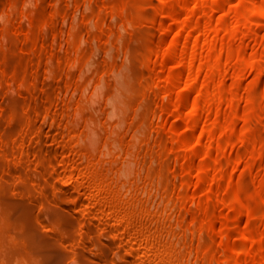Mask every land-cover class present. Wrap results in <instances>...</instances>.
Instances as JSON below:
<instances>
[{"label": "bare ground", "instance_id": "obj_1", "mask_svg": "<svg viewBox=\"0 0 264 264\" xmlns=\"http://www.w3.org/2000/svg\"><path fill=\"white\" fill-rule=\"evenodd\" d=\"M51 1L54 0H38V3H36L37 4L36 7L32 5L35 7L32 8V10L30 9L31 8L30 6L29 9L31 10V12L29 9H27V12L29 11L27 24L23 20H21L14 24L7 22L5 23V25L3 24L2 27H0V33L3 34H6L11 30H14L13 32L14 34L11 35L9 34L10 40L19 39L21 33H23L24 31L26 33L27 38H25L24 41L22 40L19 43V49H25V50L27 49L29 51L28 55L22 53L17 57L14 56L16 55L15 54L16 48H13L11 46H6L2 51H0V57L2 59V64H0V71L6 72L5 74H7L9 70L11 71L14 70V74H13L14 77L11 76V79L12 78L13 79L10 84L14 82L25 83V88L22 91V101L28 105L24 111L19 110L16 106L18 99L8 98L7 95L5 94L4 89L0 90V101L1 103L5 102V105L1 104L0 106V202L3 203V206L0 208V220H1L0 238H2V235L5 236L10 232H16V234L18 232V234H21V236L19 235L18 238L19 237L21 238L23 236L22 240L19 241L20 239L19 240L17 239L16 240L17 243H16L15 239L17 236L16 237L12 236L14 233H12V235H10L11 234L10 233L9 234L10 235L9 237L11 238L9 239L10 241L7 239V237L6 238L3 237L5 240H8L9 242H6L5 244L3 240L0 241V246H2L1 243L3 245H8V246H3L0 249L6 248L7 250L6 249L5 250L7 251V253H9L10 251L16 252V250L18 252L23 251L22 253H19V255L26 254V259H28L29 263L31 262L30 264H33L32 260L34 259L33 257L31 258V256L37 257L40 255H44V256L49 255V256L47 257V260L41 262L39 261L37 262L38 259L36 260L35 258L34 264H52V263L64 264L63 262L66 259L62 255L63 253L65 257L67 255L66 253H68L67 252L68 250L74 252L76 251L77 254L84 255L88 245L91 243L90 236L92 235V233L95 234L92 240L96 243H99L101 241L102 234H105L103 232L110 231L113 232L112 235H114L115 243L118 245L117 248L120 251L124 250L123 252L121 251L122 255L120 260L117 261V264H173L174 262L177 263L180 257L184 256L191 250L177 251V249L175 248L171 249V247H173L171 246V242L169 240L168 241L165 240L163 238L164 235L162 236V233H164L163 232L164 227H162L163 225L157 221L156 217L158 218V216H156V211L154 213L153 211L150 210H148V212H142V210H140L141 211L140 212L137 209L138 210L137 211L136 206L138 205V199L136 198V190L133 191L131 195L128 197L121 196L119 192H117V187L119 186V183L116 181L114 183H110L106 180L108 167L105 165L96 166L95 155L92 153L88 154L87 156L82 155V153L85 154V152L88 150L89 147L87 144H80L77 141V139L72 136L77 130H79L78 125L70 123L69 121H67V123L65 124L61 122L63 120H66V117L69 114V110L71 106L70 98L65 97L62 100L59 99L56 100L53 97L54 93H56V90L59 89L62 90L63 86H65L66 89H68V91L69 88L73 87V85L75 86L77 85V87L75 88L77 91L79 89L78 86L80 88L83 87L82 84H84L85 81H87L88 78L86 79V77L88 74H90L89 72L86 73L87 75L85 74L83 75V73H85L83 72V70L85 71L86 66H88L86 64L87 61L90 60V57L88 59V56L91 55V50L94 51L95 49L93 48L94 46L98 47V44L96 45L98 41L100 47H105L108 44L109 37L117 33L116 28L113 25L109 24L108 22L110 18L116 17L117 14L120 16L122 12H126L121 15L123 16V19L127 22L130 23L132 22L134 24L132 30L129 32L128 36L124 40L125 43L123 45V48H125V46L126 48L127 46L129 48V46L131 45L130 44L131 39L132 40L137 39L138 41H142L146 38V41L142 43H138L137 45L132 44L133 47L130 46L131 47L130 49H132L133 51L136 50L135 54L136 52H138L136 55H142L147 50L151 51L148 52L150 54L153 51H155L156 53H158L157 51H159L158 54H160V49L158 48L160 46L159 45L157 46L156 45L157 42L155 41L156 33H158V31H155L156 29L149 28L148 25L146 26L145 24L142 25L141 19L143 20L144 17L143 18L141 17L142 15H145V12L144 10L142 11V9L140 8L141 1L139 0H120V3H118L116 7L117 9L115 8L111 10H106L103 13H101L100 9H98L100 11L98 12V14L101 13L97 15L98 17L94 15L91 16L92 14H96L95 6L97 5H95V1H96L95 0L93 1L94 4L90 6L88 5V7L91 8L90 11H88L89 13H86L87 12L86 9H85L86 12L83 10L85 12L84 15L86 14L85 16H87V18L85 19L86 21H88V17L90 16L93 22L96 21L97 24L100 23L102 27L98 29L97 27H93L96 28V30H92L93 28H91L90 26L91 30L89 31L91 32L90 35L88 36V39L91 41V43L86 42L89 41L88 39H85L87 38V36H85L84 39L81 38L82 40H84V42H86L83 43L82 40H80V37H78L76 34V32L81 29L82 27L81 25L78 24V28L75 29L77 26L74 28L76 32H74L75 30L73 29V27L71 29H68L69 32H67V28L65 29L66 30L65 31L62 30L63 26L62 25L60 26V20L67 15V11H68L67 9H65L64 3L60 4L61 3L60 2L59 7H57L58 5L55 7L56 8L55 11L54 8L50 6L51 9H53V11L51 10L52 14L49 13L50 15H47L48 14L47 12H50L49 10L50 8L49 6L46 7V3H50ZM74 1L76 3H79L81 0H74ZM151 1L153 0H147V2H151ZM170 1L171 0H162V5L158 8L159 15L161 11L164 12L166 10L165 12L168 13V16L174 19L173 20L174 27H173V22L169 23L172 26L166 24V22L163 23L164 25H162L164 28V34L166 35L169 45H168V50L165 52V54L162 53V51L161 53L164 54L165 60L172 59L177 63V66L180 67V69L183 71V76L182 78L179 79L177 77L176 72H171L168 79V84H167L168 86L166 85L167 87H165L161 84L160 86H156L157 85L156 84L154 91H157L156 93L160 91L159 93H161L162 87L163 88L165 87L167 91L172 93L175 89H178L177 87H180V83L182 81L183 82L185 81L184 88H182L183 91L182 99H184V103L185 101L187 102V99H189L193 94H196V97L194 95L195 98L194 111L192 112L191 117L187 116L188 119L187 117H185V119H187V124H188L187 128L191 130L193 133L196 132L195 134H197V131L200 130V134L196 136L194 134V139L192 141L193 143L191 144L188 140H187L188 142H186V139H188L186 138L187 136L184 133H183L184 136H182L181 135L182 133H180L179 134L181 135L180 137L184 138L186 136L184 138L186 143H184L185 145L183 144V146H181L180 142L179 143L177 142V146L178 144H180V148L186 146L185 149L186 148L194 149L192 152L195 153V151H197L198 154L199 152L198 150L200 149V148L198 149V147L204 145L203 152H204L205 160L203 159L202 160L203 162L200 161L203 164L202 166L204 168L202 166L197 167L198 165L196 166L197 168H195V165H193L195 160L193 161V158L195 159V156L197 154L195 153V155L193 154L194 155L193 156L191 149H190V153L188 150L187 152L185 150V155H186V157H184L185 165L183 163V165L181 166L185 167L187 177L191 178L190 182H187L189 186L182 193L183 202L181 201L182 203L181 207L182 205H185L184 207H186L187 204L191 201V199L194 198L193 197L194 192L191 193L192 196L190 194L191 191L190 185L191 184L194 185V183L196 182V180H194L195 182H193L192 179L193 174L197 173V171L195 172L196 169L199 168L201 169V167L202 169H204V170L201 169L203 172L200 171L202 175L200 177V181L198 182L206 183L209 182L210 179L212 181V175L221 166H224L223 164L225 160H227L228 164H230L231 161L237 159V162L233 161L234 163L236 162V165H232V167L233 166L236 167L240 164L239 163L240 157L242 156L240 148L235 150L234 153L231 152V154L225 157V160L222 157H219L220 155H218L220 151L223 152V150H225L227 144H231L233 142V141L230 142L233 138L239 137L241 141L247 143L248 139L254 137L253 138L254 141L251 139L254 142V148L253 146H251V149L253 148L254 150L252 151L254 152L252 153L251 151L250 154L257 155L258 159L255 160L256 161L258 160L259 164L257 163L258 162L257 161L256 163L258 165L256 167V170L258 171L261 168V165L264 164L263 162L264 136L260 132L261 130L259 128V125H254L249 130L248 133L246 132L247 134L245 133V131H244L245 134L243 132L241 133L242 135L238 133L239 131L238 124L239 122H241L240 120H244L246 124H251V122L254 123V120L256 121L257 118L264 117V99H263V103L261 102L262 103L260 105L261 108L260 107H259L260 109L257 108V111L255 113L252 112H253L254 104H257V102L254 103L253 101L249 103L250 110L247 108L248 112H246L247 110L245 111L244 109H242L245 111L244 112L240 109L241 107L239 103L241 102L240 99L243 97L239 96V93L242 90V92L244 93V94L242 93L243 95L241 94L242 96H244L245 93L247 92L248 94H250V91L252 90L253 88L252 86L254 84L253 85L252 83L248 84L249 85L248 87H246L247 85H245L244 87H242L239 93L236 94V96L230 94L231 87H229L230 80L234 76L233 73L234 71L232 70V68L233 66H235L233 64L235 63L234 59L236 53H239L240 54L239 56H242L241 58L243 60L242 63L243 67H241V71L243 72L242 69L246 67L250 68L251 64L253 66V63L256 60L255 56L258 49V47L255 46L256 48H252V49L253 50L255 49L256 51L252 52V50H250L249 52L248 51L249 47L247 46L248 47L247 49V47L243 44L244 41L242 42V45L241 44L235 45L234 40L238 39L237 36L239 34L237 28H239L240 26H245V28L240 27V28H244L241 34H244L243 36L244 38L253 37L252 40L255 43L254 45H259L260 42L264 44L263 43L264 40L262 42L258 39V37L262 35V33H259V30L262 27H264V0L253 1L252 3L254 6L249 5L248 4L249 2H246L247 0H240V1L237 0L239 1L238 3L235 0L234 2L235 7L233 8V6L230 5L228 9H227V5H228L227 3L230 2L229 0H175L176 3L173 4L172 6ZM192 1H196L195 6L191 5ZM106 2L107 4H110L108 3V1ZM106 2H104L105 5ZM52 3L54 4V2ZM104 4H102V6ZM76 5L77 8L78 6L80 8L79 4ZM102 6H100L101 9L107 8L105 6L104 7ZM251 6H253L254 8ZM249 7L255 10L253 11L252 9L251 11ZM94 17L95 18L97 17V20H93ZM43 19H45L48 28L42 32L36 29V25L38 22H41ZM232 19H235L234 21L236 23L235 26L232 25L234 23L231 22ZM138 20H140L139 22L141 23H138ZM96 23H92V25ZM101 23H105V26H103V24ZM175 26H177V32L173 34L171 31V27L173 30V28L175 29ZM87 27H89L88 24ZM60 30H62L63 33L64 31L67 33H72L73 36H71L70 38L74 37L75 34L76 36L72 38L71 41H69L70 39L66 41L67 40L66 38L69 37H65L66 40L63 39L61 40V42L62 41L64 43L66 42V46L64 45V47H62L61 49H57L56 48L57 41H55V39L60 33L59 32ZM220 32H223L224 37L228 39L227 43L226 40H224L226 44H219L218 34ZM239 32H241V30ZM204 33L207 34V37L204 36ZM231 36L235 38V39L233 38V41H231L232 39L230 40ZM221 37L222 36L219 37V40L220 42L223 43V41L221 40L225 38L224 37L221 38ZM91 39H93L94 42ZM96 39H98L97 42H95ZM80 41L83 43V45L79 44ZM78 44L79 46H77ZM55 56L58 57L59 59L57 61V63L59 62V64H56V62H54L57 66H54L55 68H53L54 71L52 73V75L55 76L56 79L55 77L52 76V78H50V81H47L48 79L45 80L41 78L40 71H42L41 69L46 66L47 69L48 68L50 69L51 66L53 67L54 65L53 61H49V62L47 61H48V57H55ZM12 57L14 58L12 59ZM155 57L156 58H153L152 55L153 61L152 62L149 61L150 65L148 67L149 69L148 71L150 73L149 74L150 76L149 75L147 76L150 78L153 84L156 83L157 79L160 80L161 77L160 76L161 74L158 75L159 70H157L158 66L156 64V61L158 62L159 58H157V56ZM136 58L137 57H135V60L137 61ZM70 59H73L72 61L74 64H72V62L69 63ZM263 59H264V51H263ZM63 60L65 61V63L67 62V60L69 61L67 63L68 65L70 64V66L66 64L69 68H71V65H74V67L72 66L73 68L69 70L67 69L63 70L65 66V65L62 66L63 64H65ZM28 61H32L31 62L32 65L29 62L30 66L27 64L26 65L27 67L25 68L24 64L28 63ZM96 63L103 67L106 65L111 66L114 65L115 60L112 57L110 59L98 60ZM132 63L130 64L131 67H132ZM259 63L262 64V61H260ZM135 65L137 67V64ZM135 65H133L134 69L131 68V70H134L136 73L135 74L133 72L134 74L133 77L135 78V75H137L136 78L137 77L139 79L145 78L146 76L144 74V71L143 70L141 71L140 69L136 70V67H134ZM100 66L98 67V69L100 68ZM234 69H236L235 71H237L238 68H234ZM262 70L263 69L257 70V74L260 75V72ZM238 71L239 73H235V74L237 78H239L238 80L241 82L242 81L241 76H244L245 74L244 78H246V73L243 72V74L241 75L240 74L241 71L240 70ZM79 73L80 74L82 73L81 74L82 77L85 78L84 82H83L84 78L82 81H80L81 78H79L80 77ZM8 74L11 75L12 73L9 72ZM57 76L62 77L61 79H63V84L61 79H58L60 77L57 78ZM147 77L146 80L148 79ZM40 78L45 81L41 80ZM11 79L8 80L11 81ZM92 80H94L93 77ZM218 80L219 82L221 80L220 85L217 84ZM243 84L244 83H242V85ZM39 85H41V89L36 90V86ZM135 85L138 86V83H135ZM135 85L133 86V89L136 88ZM181 87L183 86L181 85ZM76 90L73 91L76 92ZM162 91L164 92V90ZM134 93H135L133 97L134 101H138L142 97H146L147 95L146 92L142 90H137V92L134 91ZM84 101L85 100H81L79 102V105L84 104ZM42 102H44L43 105L41 104ZM181 103L182 102H179L178 106L179 105L182 106ZM228 107L236 108L234 119H230V116L228 117L229 115L227 113L229 111ZM147 108L148 106H146V111ZM146 111H144L141 115L137 117L138 122L142 121L144 117H146L147 114ZM79 112H80L79 114L81 115L86 114V111L84 110L82 111L79 110ZM214 112L217 113L216 114L218 116L216 117L217 120L212 117L213 114L215 115ZM8 113L13 114L10 115L14 117V120L10 121L13 122L10 123V125L7 124L9 121L6 122L7 120H5L6 119L5 114L7 115ZM179 113L180 111H178V115L180 116L181 114ZM40 115H44V116L51 115L55 121L58 120L61 122L60 125L58 123L57 126L55 124V126L51 127L50 133H48L49 130L47 131V136L51 137V142L52 141L56 142L59 136L63 137L64 135H68V137L70 136V138L67 137L68 138L67 140L60 141L58 144H54L52 142L51 144L52 148H50L48 144L45 145L42 144V140H43V135L41 132L42 124L39 123L38 121L39 120L38 117ZM180 117H182V115ZM163 118L165 119V117ZM165 121L162 119V126H161L162 128L166 127ZM258 123L256 122V124ZM163 133L161 134V132H159L158 134H156L157 135L156 139L154 138L156 142L157 141L161 142L164 139L163 136L165 137L166 134ZM14 134L17 135L13 137L12 135ZM179 135L177 138H175L176 141H179L180 139ZM218 136H221L222 138L226 137V141L223 142V140H221L218 143L217 140ZM222 138H218V139L220 140ZM257 141L258 142L262 141L263 144H259L257 143ZM182 142H184L183 139ZM174 144L176 143L172 142L171 145L175 146ZM173 150L174 149H172V152ZM178 151L182 152L184 151V149H182L181 151L179 149ZM146 152L154 156L155 155L159 156L160 159L161 157L165 158L168 156L166 153H164L165 152L164 149L162 150L161 147L153 148L152 145L150 144H147ZM174 152L176 154L175 156H177L178 153L176 152V150H174ZM11 159H13L14 161H12ZM177 166L179 167V164ZM177 166H175L176 172L182 168L180 166L178 170ZM230 167L228 169H230ZM234 167H233V173L234 171H236L234 170L235 169ZM82 170L84 173L80 175L81 173L80 171ZM261 171L259 172V174L261 173ZM32 172H33V176H31ZM76 172H80L78 173V176ZM151 172L153 176H157L159 178L160 182L162 183L161 185L164 188H170L173 186L175 187L178 185L177 183H179L176 179L168 180L172 172L171 173L169 172L170 174H168V172L166 173L162 172V164L159 165V168L157 167L153 168ZM200 172H198L199 175ZM233 173L231 174V171L227 170V172L222 175L219 181L217 180L216 183H214L216 184V187L214 186V188H211L213 185L210 186L209 188L210 190L208 189L209 192H207L209 200H207L208 203L204 207H201V209L203 210L202 212L194 211V213L192 212L193 213L192 215L190 214V216L192 217L188 216L187 213H186L187 215L185 213H182L181 216L183 217L181 218V220L185 221L184 219L189 217L191 218L192 221H194V223H196L198 220L199 223H204V220L207 218L205 219L202 218L203 215L205 213L208 214L209 208H211L213 204H216L214 200L215 199L214 196L222 194L221 197L219 195V198L221 199V201L224 200L223 197L225 195H223V193L218 194V191L220 190V188H222V186L223 187L226 186L224 184H226L228 180H231ZM53 175L58 176L57 177L58 179H56L57 181L53 179H52L53 181H50ZM16 176L19 177L18 181L15 178ZM254 176H255V180L258 182V187H256L255 189L256 192L254 193L255 194L254 197H259V196L264 197V178H262V175L259 176L262 178L263 182H261V179L258 178V174ZM49 184L51 185L49 186ZM70 184H74V185L76 184L75 185L76 187L70 189L69 186ZM32 185H38V187L36 186L38 188L37 190L39 189L40 190L39 191L36 190V192L38 193H33L32 195H30V199H29L30 201H25L28 204H26V207H22V202L23 199L25 198L24 193L28 192V190L31 188ZM197 185H194V187H197ZM247 187L248 185L245 176H242L234 186L233 197L231 199L232 203L230 204V206L233 204L232 205L234 206L233 208L236 209V212L234 211L235 215L234 216L232 215V217L236 218L238 223L243 222L242 220L244 217L243 215L248 210L247 208L248 205L246 206L244 202V195H245L244 191L246 190L247 192L248 190L246 189ZM84 189H87L90 195L88 194V196H85L84 192L86 190ZM30 191L32 190L30 189ZM216 198H218V196ZM38 201L39 203L41 202L42 203L44 202L46 204L49 203L50 206L49 208H46L44 211H40L36 213L34 217L36 216L38 220L40 219L42 221L47 220L46 221L47 223L46 222L45 223L48 225H49L48 221L54 222L56 223L55 225H57V228L55 229L52 228L53 229L52 231L47 230L44 232V235L46 233L48 234L52 233V235L55 236L53 238V241L50 243V245L48 243H47L48 245H46V243H42L44 240V239L42 240V238H44V235L40 239L42 242L41 241L35 242L34 240H33L34 242H32L33 234L31 235L32 230L30 229V227L32 226V223L35 222L36 218H33L31 216L29 204ZM224 202L226 201L224 200ZM200 204H202L201 200H200ZM260 204L258 205L260 206ZM227 208L228 207H226V209ZM245 208L247 209L246 211ZM181 209L183 211V208ZM71 210H77L82 215L81 217H79L78 227L76 226L77 228L73 230L71 225L72 222L73 224L75 222L74 220L72 221L73 214L71 215L70 213ZM223 210H225V208L221 210L222 212L218 214L219 216L217 215V217L210 219L208 222V228H210V231L212 233H209L210 235L208 236H204L205 238L203 237L205 240H202L203 242H201L199 247V249L202 248L201 250H203V254L200 253L199 254L200 257H198L200 261H202V263L198 262V260L197 263L211 264L213 258L220 256L225 252H229L225 250L226 245L224 243L222 244H224L225 246L223 245L220 246L219 244L218 247L214 248L211 245V247H213L212 249L207 248L208 246L210 247V243H212L213 241L216 242V239L218 240L217 237H219L220 234L231 236V232L228 231L226 223H224V225H222L221 227L218 226L219 218L220 221H222L223 219V217L220 216L224 214L223 216L226 218L229 215L228 213H224L226 211ZM73 213L74 215L75 214L78 215V213L75 212ZM201 218L204 219L203 221L201 220L202 222L200 221ZM225 218H224V222L227 221ZM228 218H230V215L228 216ZM32 219L35 220L33 221ZM262 220H264V218ZM2 221L4 222L2 223ZM110 224L113 225L116 224V227L112 231L110 229L111 227L110 228L108 227L110 226ZM51 225L52 224H50L49 226ZM53 227L56 226H54L53 224ZM261 227L263 228V226ZM31 228H33V226ZM199 228H202V226H200ZM96 230L99 232V234L97 233V235L95 233ZM194 235L196 236V234ZM246 235L247 234H244L242 236V239L243 238L247 239L248 236ZM45 236L47 237L49 235L46 234ZM195 236L189 238L190 240L187 239V241L192 242V239L194 240ZM13 237L15 238L12 240ZM68 239L69 240L71 239L72 241L71 245L67 244L68 242L67 243L65 242L66 240L68 241ZM257 241L261 244V246L255 253V256H257V261L259 262V264H264V256H262L261 254L264 249V229L260 233ZM64 243L67 244L68 246L67 248L63 247ZM41 244L43 246H41ZM232 244L233 243H230L228 245H232ZM44 245L47 247H45ZM104 247L105 246L102 245L100 249ZM232 247L229 246L228 248L230 249L228 250H232L233 249ZM104 249L100 252L98 250V253L97 252L95 253L94 262L99 263L107 256L108 253ZM224 250L225 252L222 253V251ZM27 253L29 254L27 255ZM250 254H251L250 251L244 247L238 256V260H237L238 263L236 264H245ZM28 256H30V258H28ZM24 258L20 260L21 261L20 263H22ZM227 258L228 259L225 260L224 264H232V258L231 257H227ZM62 259H64V261H62ZM181 263L182 261L180 262V264Z\"/></svg>", "mask_w": 264, "mask_h": 264}, {"label": "rangeland", "instance_id": "obj_2", "mask_svg": "<svg viewBox=\"0 0 264 264\" xmlns=\"http://www.w3.org/2000/svg\"><path fill=\"white\" fill-rule=\"evenodd\" d=\"M83 1H85V2H83ZM83 1L81 0L79 3H76L74 0H54V1H51L50 3H46V7L49 6V8H50L49 9L50 12H47L48 13L47 15L52 14L51 10L53 11V9H51L50 6H52V8H54V11H55V9H56L55 7L57 5H58L57 7H59L60 4L64 3L65 9H67L68 11H67V15L63 19L60 20V26L61 25L63 26L62 30H65L67 28V32H69L68 29H71L72 27L74 29L76 26L77 27L75 29H77L78 24L81 25L82 26L81 29L78 30L77 32L74 29L75 30L74 32H76L77 36L80 37V40L84 39L85 36H87V38H85V39H88V36L90 35V32H91L89 30H91V28L97 27V29H98V28L102 27V25H100V23L97 24L96 21L93 22L92 18L90 16H89L90 18L88 17V21H86V19H85V18H87V16H85L86 14L84 15V13L86 11H87L86 13H89L88 11H90V9H91L88 7V5L90 6V5L94 4L93 1H95V0H83ZM103 1L104 2L108 1V3H110V4H107V2H106V5H105ZM103 1L102 0H96L95 1V5H97V6H95L96 7L95 8L96 14H92L91 16H93V15L97 16V15L105 12L106 10L115 9L117 7L118 3H120V0H119V2H118V0H116V1H114V0L113 1L112 0H110V1L109 0H103ZM139 1H141V4H140L141 7L140 8L142 9V11L144 10V12H145V15H142V17H141V18L144 17V19H143L144 21L141 19L142 25L143 24H145V26L148 25L149 28L156 29L155 31H158V33H156V38H155L156 39L155 41L157 43L156 42L155 43L157 46L159 45L161 47V48L158 47L160 49V54H158L159 51H157L158 53L153 51L150 54L148 52H151V51L147 50L142 55H136L138 52H136V54H135L136 50L133 51L132 49H130L131 47H133V45H135V44L137 45L138 43H142V42L146 41V38L142 41H138L137 39H133V40L131 39L132 40V41L130 40V42H131L130 46L131 47L129 46V48H128V46H127V48H126V46H125V48H123V45L125 43L124 40L128 36L129 32L132 30L134 24L132 22L131 23L127 22L123 19V16H121V15L126 13V12H122L120 14V16L117 14L116 17L110 18L108 20V22H109V24L113 25L116 28L117 33L114 35H111L109 37L108 44L105 47H100L99 41H98V43H96V45L98 44L99 48L94 46L93 47V48H95L94 51L91 50V55L88 56V59L90 57V60H89L90 63H89V61H87L86 65H88V66L85 65L86 66L85 71L83 70V72H85V73L82 72L83 75L84 74L87 75L86 73L90 72V74H88L89 77H88V75L86 77V79L88 78L87 81H85V78L82 77V75H81L82 73L81 74L79 73L80 77L78 75V77L81 78L80 81H82L84 78L83 82L85 81V83L82 84L83 87L80 88L78 86L79 89L77 91L75 89L77 87V85L76 86L73 85V87L69 88V91H68V89H66V87L63 86L62 90L61 89H59L60 91L56 90V93H54V95H53L54 99H56V100H58V99L62 100L65 97L70 98V102H71L70 105L71 106H70L69 114L66 117V120H63L61 122H63V124H65V123H67V121H69L70 123L78 125L79 130H77L75 133L73 132L74 134L72 133L73 134L72 136L75 137L80 144H87L89 147L88 150L85 152V154L82 153V155L87 156L88 154L92 153L95 155V165L96 166H102V165L104 166L105 165L108 167L106 180L110 183H114L115 181L119 183V186L117 187V192H119V194L121 196L128 197L131 195V193L133 191L136 190V198L138 199V205L136 206V210L137 209L139 211L142 210V212H148V210H150V211H153V213L156 211V216H158V218L156 217V219L160 224L163 225V226L162 225H160V226L164 227V231H163L164 233H162V236L164 235L163 238L165 240H167V241L169 240L171 242V246H173V247H171V249L175 248V249H177V251L178 250L179 251H181V250L190 251L191 250L190 252H188L184 256L180 257V259H178L177 263L174 262L175 264H180L181 261L183 264H200V263H202V261H200V259L198 257H200V255H199L200 253L203 254V250H201L202 248L199 249V247H200L201 242H203L202 240H205L204 236H208V235H210L209 233H212L210 231V228H208V222L210 219L217 217V215L219 213H221L222 212L221 210L224 208H225V210H223V211H226L224 213H228L230 215V218H228V216H229L228 214H226V215H228L226 218L223 216L224 215L223 214L222 216H220V217H223V219L221 218L222 221H220V218L218 217L219 218L218 226L221 227L222 225H224V223H226L228 231L231 232V236L230 235L226 236L225 234H223V235L220 234L221 236L219 235V237H217L218 240L216 239V242L211 241L212 243H210V247L208 246L207 248L212 249L213 247L214 248L218 247L219 244H220V246L226 245L225 250H227L229 252H225V250L222 251V253L223 252H225V253H223L220 256L213 258L211 264H224L225 260L228 259L227 257L232 258V264L238 263V261H237L238 256L244 247L247 248V250H249L251 253L245 264H259V262L257 261V256H255V253L257 252V250L261 246V244L257 241V239H258L260 233L264 229V225H262V224H264V220H262L264 218V202H261V201H264V197L263 196L262 197L261 196L254 197L255 196L254 193L256 192L255 189H256V187H258V182L255 180L254 175L258 174V178L261 179V182H263L262 178H264V164H262L263 166L261 165V168L258 171L256 170V167L259 164V161L257 160L258 161L257 162L255 160V159H258L257 155H255V154L251 155L250 154L251 151L254 150L253 149L254 148V142H253L254 137H251L250 139H248L247 143L241 141L239 139V137L233 138L230 141V142H232V141L233 142L231 144H227V146H226L227 148L225 147V150H223V152L220 151L221 153L219 152L220 154L218 153V155H220L219 157H222L225 160V157H227L229 154H231V152L234 153L235 150L240 148L241 154H242V156L240 157V162H239L240 164L236 167L233 166L235 168L234 170H236V171H234V173H233L232 165H236L237 159L233 160V161H236L235 163L233 161H231L232 164L231 163L228 164V161L225 160L224 164H223L224 166H221L218 170H216L213 174L214 176L212 175V181L210 179L209 182H206V183H199L198 182V181H200V177L202 175L201 172H203L202 170H204V169H202L203 164L200 161H202L203 159L205 160L204 152H203L204 145L199 146L198 149L199 148L200 149L198 150L199 151L198 154H197V151H195V153L197 155L195 156V159L193 158V161L195 160L193 165H195V168L202 166L201 167L202 170L200 168L196 169L195 172L197 171V173L193 174V176L195 175L196 177L194 176V178H193V176H192L193 182H195L194 180H196L194 185H197L198 183L199 184L197 185V187H194V185H192V184L190 185V187H191L190 188V190H191L190 194L192 192H194L193 193L194 198H192L191 201L187 204L188 207L187 206L184 207L185 205H182V207H181V204H182L181 201L183 202L182 193L189 186L187 182H190V180H191V178L187 177L185 167H183L181 165H183V163L185 161L184 160V157H186L185 150H186V152L188 150L190 153L191 148L185 149L186 146H184L183 148L182 147L180 148V144H181V146H183V144L188 142V141L191 144L193 143L192 141L194 139V134L196 132L193 133L191 130H189L187 128V126H188V124H187L188 117L187 116L191 117L192 112L194 111V107H195L194 95L196 97V94H193L189 99H187V102L185 101V103H184V99H182V93H183L182 88H184L185 81L184 82L182 81L181 82L182 84L180 83V87H177L178 89H175L172 93L165 89V87L168 86L167 85L168 79H169L171 72H176L177 77L179 79L182 78V76H183V71L180 69V67L177 66V63L174 60H172V59L165 60L164 59V54L168 50L169 43H168V40L166 38V35L164 34V28L162 25H164L163 23H165V22H166V24L171 25L169 23L170 22L172 23L174 19H172L168 16V13L165 12L166 10L164 12L161 11L160 15L158 14V8L162 5V0H153L151 2H147V0H139ZM174 1L175 0L170 1L171 6L176 3V1L175 2ZM229 1L230 2L227 3L229 5V6L227 5V9L230 7V5L233 6V8H234L235 7V3H234L235 0H229ZM239 1L236 0L237 3ZM250 1L251 0H249V1L247 0L246 2H249L248 3L249 5H253L252 2L255 0H252L251 4H250ZM52 2H54V4ZM91 2H93V3H91ZM36 3H38V0H0V27H2L3 24L5 25V23H7V22L14 24V23H17L18 21H21V20H23L27 24L28 23V16H29L28 15L29 11L27 12V9H29L31 6L30 9L32 10V8L36 7V5H37ZM76 4H79L80 8H79V6L77 8ZM102 4H104V5L102 6ZM32 5H34L35 7ZM191 5L195 6L196 1H192ZM100 6H102V7L105 6L107 8L101 9ZM253 6H251V7H253ZM87 7H88V9H87ZM233 8H231V9H233ZM253 8H250V10L252 11ZM85 9H86V11H85ZM98 9H100V11H101V13H99V14H98V12H100V11ZM31 10H30V12H31ZM254 10L255 9H253V11ZM97 17L96 18L94 17L95 19L93 18V20H97ZM139 21L140 20H138V23H141ZM160 21L161 22L164 21V22H162V24H161ZM234 21H235V19H232L231 22L233 23ZM92 23H96L97 25L96 24L92 25ZM87 24L89 25V27H87ZM101 24H103V26H105V23H101ZM235 24L236 23L234 22L232 25L235 26ZM90 26H91V28H90ZM173 27H174V22H173ZM240 27L245 28V26H240ZM47 28H48V25L45 22V19H43L41 22H38L36 25V29L38 31L43 32ZM82 28H85V29H82ZM239 28H237L239 34L236 33V34H238V36H237L238 39L236 38L237 40H234L235 45L236 44L242 45V42L244 41L243 44L246 47L247 46L249 47V50H248L249 52H250V50H252V52L256 51L255 49L253 50L252 48L258 47V49H257V53L255 56L256 60L253 63V66L251 64L250 68L246 67V68H244L245 70L242 69L243 72L246 73V78H244L245 74H244V76H241V79L243 82L242 81L240 82L238 80L239 78H237V76L235 74V73H239L238 70L241 71V67H243V65H242L243 60L241 58L242 56H239L240 54L236 53L237 56L235 55V59H234L235 63L233 64L235 66H233V68H232V70L234 71L233 72L234 76L230 80L231 86L229 85V87H231L230 94L236 96V94L239 93V91L242 89V87H244L245 85H247L246 87H248L249 86L248 84H251V83H252V85L254 84L253 86L250 85L253 87L252 90L250 91V94H248V92H247V93H245L244 96H242L244 93L242 92V90L240 91L239 96H241L243 98L240 99L241 102L239 103V105L241 108L240 107L239 108L241 110L244 109L245 111L247 110V108L250 110L249 103L251 101H253L254 103L257 102V104H254L253 112H252V113H255L257 111V108H259L260 105L263 103V99H264V59H263L264 44H262L260 42L259 45H254L255 43L252 40L253 37L244 38L243 37L244 34H241L242 31L244 30V28H240V29ZM62 30L59 31L60 33L58 34L57 38L55 37L56 38L55 41H57V43H56L57 49H61L62 47H64V45L66 46V42L65 43L63 41L61 42V40L65 39V37H69V38H66L67 40L65 39L66 41H68L69 39H70L69 41H71V39L76 36V34H75L74 37L70 38L71 36H73L72 33H67V32H65L66 30L63 33ZM92 30H96V28H93ZM173 30L171 27V31L173 34L175 32H177V26H175V29L173 28ZM240 30H241V32H239ZM260 30H259V33H262V35L259 36L260 35L259 34L258 39L263 42V40H264V35H263L264 34V27H262ZM13 32H14V30H11L10 32H8L6 34L0 33V51H2L6 46H11L13 48H16V53H15L16 55H14L15 57H17L18 55H20L22 53L28 55L29 51L27 49L26 50L25 49H19V43L22 40L24 41L25 38H27L26 33L23 31V33H21L19 39L10 40L9 34L10 35L14 34ZM236 34H234V35H236ZM204 36L207 37V34L204 33ZM218 36L224 37V33L220 32L218 34ZM219 37H218L219 44H226L228 42L227 41L228 39H226L225 37H224L225 39L221 40V41H223V43L220 42ZM241 37H243V38H241ZM233 38L234 37L231 36L230 40L232 39L231 41H233ZM91 40L93 41V39H91ZM97 40L98 39H96L95 42H97ZM224 40H226V43L224 42ZM251 40L253 41V43ZM82 42L83 43H86V42L91 43L90 40L86 41V42H84V40H82ZM82 42L80 41L79 44L83 45ZM159 42H160V44H159ZM234 42H232V43H234ZM79 44L77 46H79ZM92 46H93V43H92ZM248 47H247V49H248ZM161 51L164 54H162ZM134 54H135V57H137L136 59H137L138 63L135 60ZM152 55H153V58H156L155 56H157V58H159L158 59L159 61L158 62L156 61V64L158 66L157 70H159L158 75L161 74L160 80L157 79L155 84H153V82L150 80V78L147 77L150 74L148 71L149 70L148 67L150 65L149 61L150 62L153 61ZM112 57L115 60L114 65H111V66L106 65L107 67L106 66L103 67V66H100L96 63L98 60L110 59ZM138 57H140V58H138ZM13 58L14 57H12V59ZM88 59H86V60H88ZM58 60L59 59L56 56L55 57H48L47 62L53 61V63L56 62V64H59V62L57 63ZM72 60L73 59H70L69 60L70 62L67 60V62H69V63L72 62V64H74ZM258 60L262 61V64H260L259 63L260 61H258ZM29 62L32 65V63H31L32 61H28V63L25 62L26 63V64H24L25 68L27 67L26 66L27 64L30 66ZM63 62L65 63L64 60H63ZM67 62L65 64L62 63L63 64L62 66H64V65L66 66V67L64 66V68L62 67L63 70H65V69L69 70V69H72L74 67V65H71V68H69L68 66H70V64L68 65ZM132 62H135V63H132ZM85 63H86V61H85ZM131 63H132V67L130 66ZM0 64H2L1 57H0ZM56 64L54 63L53 67L51 66L52 71H51V68L47 69L46 68L47 66L43 67L44 69L42 68L41 69L42 71H40L41 72L40 73L41 78H43L45 80L48 79L47 81H50V78H52V76H53L52 75V73L54 71L53 68H55L54 66H57ZM135 64H137V67ZM160 64H162V65H160ZM50 65H51V62H50ZM133 65H135L134 67H136V70H138V69H140L141 71L143 70L145 76L148 79L146 80V77L143 79H139L138 77L136 78L137 75H135V78H134L133 72L135 73V71L131 70V68L134 69ZM254 65H255V67H254ZM259 65H261V66H259ZM99 66H100V68L98 69ZM48 67H50V66H48ZM45 68H46V70H45ZM234 68H238L237 71H235L236 69H234ZM260 69H263V70L261 72L259 71L260 75H258L257 70H260ZM9 72H11L12 74L11 75L8 74ZM243 72L241 71L240 74L242 75ZM5 73L6 72L0 71V90L4 89L5 94L7 95L8 98L18 99L16 106L19 110L24 111L28 106L26 103H24L22 101V91L25 88V83L14 82V83L10 84L12 82V79H13V78L11 79V76L14 77V75H13L14 70L13 71L9 70L7 74H5ZM53 77H55V76H53ZM58 77H60V78H58ZM92 77L94 78L95 82H94V80H92ZM95 77L98 79V81ZM57 78L61 79L62 77L57 76ZM8 79L9 80L11 79V81H9ZM43 79H41V80H43ZM55 79H56V77H55ZM45 80H43V81H45ZM76 80H77V78H76ZM144 80H146V81H144ZM61 81L63 84V79H61ZM217 82H218L217 84L220 85L221 80H220V82H219V80ZM135 83H138V86L135 85ZM242 83H244V84L242 85ZM160 84L165 86L164 88L161 86L162 90H164V92L161 90V93H159L160 91H158V93H156L157 91H154V88L156 86H160ZM134 85L137 89L135 87H134L135 89H133ZM181 85L183 87H181ZM40 89H41V85L36 86V90H40ZM70 89H72V90H70ZM73 90H76V92ZM133 90L135 92H137V90H142V91L146 92L147 95H146V97H142L138 101H134L133 97H134L135 93ZM246 95H247V97H246ZM81 100H85L84 104L79 105V102ZM179 102H182L181 103L182 106H180V105L178 106ZM1 104L5 105V102L1 103V101H0V106H1ZM41 104L43 105L44 102H42ZM146 106H148L147 111H146ZM228 108H229V111L227 112ZM228 108L226 110V112L229 114L228 117L230 116V119H234L236 108L235 107H232V108L228 107ZM79 110L86 111V114L85 115L79 114L80 113ZM244 110H242V111H244ZM144 111L147 112L146 117H144V119L142 121L138 122L137 117L139 115H141ZM178 111H180L179 114H181L182 117H180L181 115L180 116L178 115ZM246 112H248V110ZM214 113H215V115L217 114L216 112H214ZM8 114L7 115L5 114V117H6L5 120H7L6 122L9 121L7 124L10 125V123H13L10 121H13L14 117L11 116L13 114H11V113H8ZM215 115L213 114L212 117L216 119V117H218V116L217 115L215 116ZM43 116L44 115H40L38 117L39 123L42 124V128H41V132L43 135L42 144H44V145L48 144L49 147L52 148L51 144L53 141L51 142V137L47 136V131L49 130L48 133H50L51 127L55 126V124L57 126L58 123L60 125L61 122L58 120L55 121L51 115H45L44 117ZM163 117H165V119L167 118L166 119L167 123ZM185 117H187V119H185ZM262 118H257L256 121L254 120L255 124L253 122H251V124H246V122H244V120H240L241 122H239V124H238V130L240 132L237 130L238 133L241 134L242 132L244 133V131H245V133L246 132L248 133L249 130L254 125H259V128L261 130L260 132L264 136V117H262ZM162 119L165 121V124H166V127H164V128L161 127L162 126ZM216 120H214V121H216ZM256 122L257 123L259 122V123L256 124ZM261 128H263V129H261ZM158 130H160V131H158ZM159 132H161V134L163 132H164L163 134H166L165 137L163 136L164 139L161 141L162 143L157 141L160 144H158L155 140L156 136H157L156 134H158ZM180 133H182L181 134L182 136H184L183 133L187 136V137L185 136L186 138H188V139H186V142L184 139L185 137L184 138L180 137L181 136V135H179ZM198 134H200V130L197 131V134H195V136ZM16 135L17 134H14L12 136L15 137ZM178 135H179L180 139H179V141H176L175 138H177ZM67 137H68V135H64L63 137L59 136L57 141L53 142V143L58 144L60 141H65L68 138H70V136L68 138ZM218 138H222V137L221 136L217 137L218 143L221 140H223V142L226 141V137H223L220 140ZM182 139L184 140V142H182ZM172 142L176 143V144H174L175 146L171 145ZM177 142L178 143L180 142V144H178V146H177ZM261 142L262 141H260V142L257 141V143L263 144V142L262 143ZM251 143H252V145H251ZM147 144L152 145L153 148H156V147L160 148L161 147L162 150L163 149L165 150L164 153H166L168 156L165 158L161 157V159H160L159 156H156V155L154 156V155L146 152ZM191 144H189V145H191ZM225 145H226V143H225ZM251 146H253L252 149H251ZM172 149L176 150V152L179 155V156L177 155L178 158H177V156H175L176 154H175L174 150L172 152ZM177 149L178 150L180 149V151L182 149H184V151H182L183 152L182 153V152H179ZM193 150L194 149H191V152ZM253 152L254 151H252V153ZM195 153L192 152V155L193 154L195 155ZM11 160L14 161L13 159H11ZM160 164H162V172H165V173L168 172V174H170L172 172L168 180L176 179L179 182V183H177L178 185L176 184L177 186H175V187L173 186L170 188H164L161 185L162 183L160 182L159 178L157 176L152 175V172H151L152 169L155 167L159 168ZM178 164H179V167L177 166ZM184 165H185V163H184ZM175 166L178 167V170H179L180 166L183 169L181 168L179 171L176 172ZM239 166H241V167H239ZM229 167H230V169H228ZM231 168H232V170H231ZM261 169H262V171H261ZM227 170L231 171V174L233 173L231 180H228L227 183L224 184V185H226L225 187L222 186V188H220V190L218 188L219 191L217 190L218 194L223 193V195H225L223 198L226 202H224V200H222L223 201L222 202L221 199L219 198V195L221 197L222 194L214 196V198H215L214 200H215L216 204H213L214 207L212 205L211 208H209V210H208V214L205 213L202 217L204 219L205 218H207V219H205V220L202 218L200 219V221L204 220V223H199L198 222L199 220L196 223H194V221H192L191 218H189L187 216H186L187 218L184 219L185 221H182L181 220V218L183 217V216H181L182 213H185V214L187 213L188 216H190V214L192 215L194 213V211L195 212L196 211L197 212L203 211L201 209V207H204L208 203L207 200H209V197H208L207 192H209L210 186L213 185L211 188H214V186L216 187V184H214V183H216L217 180L219 181V179L222 177L223 174H225L227 172ZM256 171H257V173H256ZM260 171H261V173L259 174ZM80 172H76L77 176H78V173H80V175H82L84 173L83 170ZM198 172H200V175ZM261 175H262V178L259 177ZM31 176H33V172H32ZM242 176H245V178L247 180V185H248V187L246 188V189H248L247 192H246V190L244 191L245 192L244 193L245 194L244 195V202H245L246 206L248 205L247 206L248 210L245 208V211L247 210L243 215L245 218L243 217V219H242L243 222L238 223L236 218L232 217V215L233 216L235 215L234 211L236 212V209L233 208L234 207V206H232L233 204L231 206H230V204L232 203L231 199L233 197L234 186H235L236 182ZM52 177H51L50 181H53V180L57 181L56 179H58L57 178L58 176L55 175L53 178ZM15 178L18 181L19 177L16 176ZM228 182H229V184H228ZM210 183H212V184H210ZM51 184H49V186ZM200 184H202V185H200ZM75 185L70 184L69 185L70 189L75 188L76 187ZM36 186L38 187V185H32L31 186L30 189L33 192L30 191V189H29L28 192L24 193L25 198L23 199L22 207H26V204H28V203L25 201H30L29 200L30 195H32L33 193H38V192H36V190L38 189ZM198 186L199 187L201 186V187L199 188ZM39 190H37V191H39ZM84 190H86L84 192L85 196H88V194L90 195V193L87 191V189H84ZM191 196H192V194H191ZM217 196H218V198H216ZM225 197H226V199H225ZM260 197L262 198V200ZM27 198H28V200H27ZM200 200H201L202 204H200ZM63 202H65V201H63ZM215 202H213V203H215ZM260 203H262L263 205ZM258 204H260V206ZM256 205H257V207H256ZM2 206H3V203L0 202V208ZM49 206H50L49 203H47V204L44 202L39 203V201L29 204L31 216L33 218H36V216L34 217V215H36V213H38L40 211H44L46 208H49ZM180 207L183 208V211ZM226 207H228V208L226 209ZM76 211L77 210H71L70 211L71 215L73 214L72 215L73 219H72V217H71V219H72V221L74 220V222H75L74 224L72 222V225H71L72 230L78 227L79 217L82 216L78 211L77 212ZM73 212L78 213V215H76V214L74 215ZM190 217H192V216H190ZM224 218L227 220L226 222H224ZM32 220L34 221L35 219H32ZM36 220H38V219L36 218ZM36 220H35V222L32 223L33 228H31L32 226L30 224V226H31L30 229L33 231L32 232L30 230L31 235L33 234L32 235L33 236L32 242H34V241L40 242L41 241L40 239L43 237L45 231H47V230L52 231L53 229L57 228V225H55L56 223H54V222L48 221L49 225L52 224L51 226H49L48 224H46L47 220L46 221L43 220L44 221L43 222L42 220L39 219L41 224H40L39 220L38 221H36ZM3 222L4 221H2V223ZM43 223H45L46 226ZM53 224L56 227H53ZM200 226H202V228H199ZM261 226H263V228ZM108 227L109 228L111 227L110 229L112 231L116 227V224L115 225L110 224V226H108ZM96 231H95L96 235H97V233L99 234V232L98 231L96 232ZM195 232H197V233H195ZM10 233H9L10 235H12V233L15 234V235L13 234L12 236H15V237L17 236L15 241L17 239L18 240L20 239L19 241H21L23 238V236L21 238L20 237L18 238L19 235L21 236V234H18V232H17L18 235L16 234V232H10ZM103 233H105V234H102V238H101V241L99 243H96L92 240L94 235H95L94 233H92V235L90 236L91 243L88 245L87 250L85 251L84 255L77 254L76 251L74 252V251L68 250L67 251L68 253L65 252L68 256L66 255V257H65V255L63 253L62 255L66 259L65 261H64V259H62V261H64L63 263L64 264H117V261L120 260L122 252L124 250H121L122 251L121 252L117 248L118 245L115 243L114 235H112L113 232L107 231V232H103ZM9 234H7L5 236L2 235V238H0V241L3 240L5 242V244H6V242H9L10 241L9 239H11L9 237L10 236ZM46 234L49 236L46 237L45 236ZM46 234L44 235V238H42V240L44 239L43 242L42 241L41 242L46 243V245H48V244L50 245V243L53 241V238L55 236H53L52 233H50L51 235L48 233H46ZM194 234H196V236ZM244 234H247L246 235V236H248V238L246 237L247 239H245V238L242 239V236ZM194 236H195V238H194V240L192 239V242L187 241V239L194 237ZM3 237H5V238L7 237V239L9 241L5 240ZM15 237H13L12 240ZM243 240H246V241H243ZM65 242L66 243L68 242L67 244H70V245L72 244L71 239L70 240L68 239V241L66 240ZM16 243H17V241H16ZM222 243H224L225 245ZM230 243H233V244L228 245ZM67 244L64 243L63 247L67 248L68 247ZM1 245L2 246H0V248L3 246H8V245H3L2 243H1ZM102 245L105 246L106 248L104 247L105 249L104 248L100 249ZM211 245L213 247H211ZM41 246H43V245L41 244ZM229 246H231V247L233 246L232 247L233 249L228 250V249H230V248H228ZM45 247H47V246H45ZM5 249L6 248L0 249V264H18L21 262L20 260H22V258H24V257L25 258L22 261L23 264L24 263L25 264L31 263V262L29 263L28 259H26V254H24L25 256L23 254L19 255V253H22L23 251L18 252L16 250V252L10 251L9 253H7V251H6L7 249L6 250ZM103 249L106 250V252L108 253L107 256L103 260H101V262H99V263L94 262L95 253L96 252L98 253V250L100 252ZM28 254L29 253H27V255ZM261 254H262V256H264V249H263V252ZM42 256H44V255L37 256L39 258H37L36 256H31V258L32 257L34 258L33 260L31 259L33 261L32 263L34 264L35 258H36V260L38 259L37 262L38 261L39 262L45 261V260H47V257L49 255L48 256L45 255L46 257L45 256L42 257ZM28 258H30V256H28ZM197 260L200 263H197ZM26 262H28V263H26ZM22 263H20V264H22ZM52 264H58V263H52ZM59 264H62V263H59Z\"/></svg>", "mask_w": 264, "mask_h": 264}]
</instances>
